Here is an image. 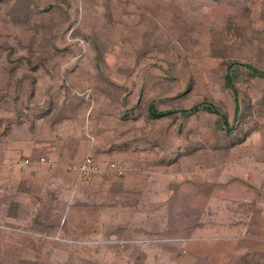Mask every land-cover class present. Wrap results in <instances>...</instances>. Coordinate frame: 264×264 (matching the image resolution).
<instances>
[{
    "label": "rangeland",
    "instance_id": "rangeland-1",
    "mask_svg": "<svg viewBox=\"0 0 264 264\" xmlns=\"http://www.w3.org/2000/svg\"><path fill=\"white\" fill-rule=\"evenodd\" d=\"M244 64L264 72V0H0V153L75 130L124 171L6 200L0 264H264V76Z\"/></svg>",
    "mask_w": 264,
    "mask_h": 264
},
{
    "label": "crops",
    "instance_id": "crops-1",
    "mask_svg": "<svg viewBox=\"0 0 264 264\" xmlns=\"http://www.w3.org/2000/svg\"><path fill=\"white\" fill-rule=\"evenodd\" d=\"M10 130L9 128L3 133L14 131ZM51 135L52 137L40 138L35 133H29L26 137L19 139L13 136L5 141L6 147L0 153V191L4 188H11L13 192L11 197L0 200L1 210H3V203H6V200H12L11 203H13L7 205L6 211L11 208L19 210L24 205L31 206V209L35 211L41 201L45 200L43 195L45 191L53 190L54 198L57 200L61 199L63 193H69L73 197L77 194L79 186L83 183L86 184L82 180L95 178L84 179L79 177L76 171L69 170L70 167L79 164L85 156H90V150L84 156L71 150L73 144L77 142H79L81 151L91 149L90 145L84 144L82 137H77L75 130H71L63 138L61 133L56 130H52ZM69 145H71L70 148ZM18 158H28L31 164L24 171L6 172L5 169L9 162ZM39 158H44L47 163H39ZM12 215H16L15 211L6 216L12 217Z\"/></svg>",
    "mask_w": 264,
    "mask_h": 264
},
{
    "label": "trees",
    "instance_id": "trees-1",
    "mask_svg": "<svg viewBox=\"0 0 264 264\" xmlns=\"http://www.w3.org/2000/svg\"><path fill=\"white\" fill-rule=\"evenodd\" d=\"M237 63H230L227 64L226 68H225V74L223 76V80H224V88L230 92V94L232 95L233 98V102H234V119L236 120L237 117L240 118V116L242 117V110L240 109V101H239V91L237 89V87L235 86L234 82H233V76H232V67L233 65H236ZM243 66H245L247 69H249L251 71V73L253 75H260V76H264V72L256 69L255 67H252L251 65H246L244 64ZM201 110H204L206 112H210L213 113L215 115H217L219 117V119L221 120L222 124L225 126L226 128V132L227 134L231 133V127L228 124L227 118L225 115H223L222 113H220V111L211 103L209 102H203L200 104ZM53 107L47 108V109H43V110H32V114L33 117L40 119L45 115V112H47L46 114H48V112H52L51 109ZM246 108V107H244ZM46 110V111H45ZM53 110V109H52ZM194 110H196V106L190 108L189 110H180L179 112L181 114H185L187 112H194ZM146 112L149 114L150 117L152 118H162V117H167V116H171L174 115L175 113L178 112V110L176 109H170V110H158L155 108L153 102H150L149 104H147L146 106ZM29 116V115H28ZM28 116L24 115L23 117L25 118L26 121L29 120ZM21 120V119H19ZM30 121V120H29ZM22 122V120H21ZM20 123V122H18ZM227 140V139H226ZM242 139H240L241 141Z\"/></svg>",
    "mask_w": 264,
    "mask_h": 264
},
{
    "label": "built area",
    "instance_id": "built-area-1",
    "mask_svg": "<svg viewBox=\"0 0 264 264\" xmlns=\"http://www.w3.org/2000/svg\"><path fill=\"white\" fill-rule=\"evenodd\" d=\"M38 162L45 164L47 163L44 158H39ZM30 164V159L18 158L10 161L5 171L11 173L24 171V169ZM69 170L76 171L78 173V176L84 179L102 176L105 172H109L117 176H122L124 172L121 165L116 164L115 162L107 163L103 167L99 164L98 161L93 159L91 156H85L79 164L70 167Z\"/></svg>",
    "mask_w": 264,
    "mask_h": 264
}]
</instances>
